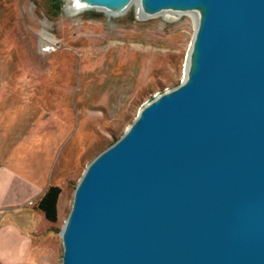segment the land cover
Wrapping results in <instances>:
<instances>
[{
    "label": "water",
    "instance_id": "water-1",
    "mask_svg": "<svg viewBox=\"0 0 264 264\" xmlns=\"http://www.w3.org/2000/svg\"><path fill=\"white\" fill-rule=\"evenodd\" d=\"M136 5L197 14L185 77L85 168L62 264H264V0Z\"/></svg>",
    "mask_w": 264,
    "mask_h": 264
},
{
    "label": "rangeland",
    "instance_id": "rangeland-1",
    "mask_svg": "<svg viewBox=\"0 0 264 264\" xmlns=\"http://www.w3.org/2000/svg\"><path fill=\"white\" fill-rule=\"evenodd\" d=\"M72 6L0 0V264H62L61 231L85 168L185 77L192 14ZM44 173L62 188L53 223L29 190Z\"/></svg>",
    "mask_w": 264,
    "mask_h": 264
},
{
    "label": "trees",
    "instance_id": "trees-1",
    "mask_svg": "<svg viewBox=\"0 0 264 264\" xmlns=\"http://www.w3.org/2000/svg\"><path fill=\"white\" fill-rule=\"evenodd\" d=\"M62 193L59 185H50L38 201L37 207L50 222L58 220V201Z\"/></svg>",
    "mask_w": 264,
    "mask_h": 264
},
{
    "label": "crops",
    "instance_id": "crops-1",
    "mask_svg": "<svg viewBox=\"0 0 264 264\" xmlns=\"http://www.w3.org/2000/svg\"><path fill=\"white\" fill-rule=\"evenodd\" d=\"M6 168V167H5ZM5 168H3L2 170H1V172H0V177H1V181L2 180H4V178H5ZM45 173H46V171H45ZM43 174V180L41 179L40 180V178H38V177H33V180H31V186H30V192H32V197L34 198H41L42 196H43V194H44V192H45V190L50 186V185H53L54 184V182H53V180H49V182L48 181H45V177H44V175H46V174ZM42 176V175H41Z\"/></svg>",
    "mask_w": 264,
    "mask_h": 264
},
{
    "label": "bare ground",
    "instance_id": "bare-ground-1",
    "mask_svg": "<svg viewBox=\"0 0 264 264\" xmlns=\"http://www.w3.org/2000/svg\"><path fill=\"white\" fill-rule=\"evenodd\" d=\"M72 1H73L72 10H73V11H80L81 6L84 5V4L78 2L77 0H72ZM136 1H137V0H135V2H133V3L127 8V10H129L130 7H131L133 4H136ZM99 10H102V11H104V12H106L107 14H110V15H116L114 12L108 11V10H106V9H99ZM127 10H126V11H127ZM126 11H124V13H125ZM167 13H169V14H171V13L174 14L175 12L165 11V12H163L162 14H167ZM189 13L192 14L195 18H197V14H196L195 12H189Z\"/></svg>",
    "mask_w": 264,
    "mask_h": 264
}]
</instances>
